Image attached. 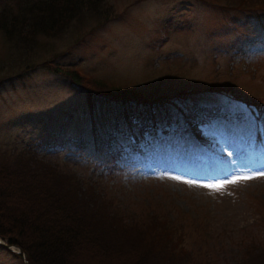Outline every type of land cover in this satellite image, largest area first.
Instances as JSON below:
<instances>
[{"label": "rangeland", "instance_id": "rangeland-1", "mask_svg": "<svg viewBox=\"0 0 264 264\" xmlns=\"http://www.w3.org/2000/svg\"><path fill=\"white\" fill-rule=\"evenodd\" d=\"M254 11H220L205 0H105L35 43L15 45L0 32V81L32 66L0 83V148L33 153L99 183L96 189L122 212L165 211L177 218L187 251L233 263L243 237L264 242V142H257L247 104L203 92L191 101L232 115L200 125L204 142L194 144L164 121L132 148L120 120L117 131L100 135L97 150L85 91L43 61L141 88L151 98L210 84L232 86L242 98H264V8L259 18ZM21 261L0 247V264Z\"/></svg>", "mask_w": 264, "mask_h": 264}, {"label": "trees", "instance_id": "trees-1", "mask_svg": "<svg viewBox=\"0 0 264 264\" xmlns=\"http://www.w3.org/2000/svg\"><path fill=\"white\" fill-rule=\"evenodd\" d=\"M205 1L220 11L253 9L257 18L259 10L264 8V0ZM104 2L0 0V32L6 41L25 46L35 43L41 34L56 36L82 13L98 9ZM239 46L238 50L242 49ZM45 61L54 73L63 74L71 85L85 91V114L91 122L90 131L97 150L100 135L117 131L120 120L130 130L132 148L145 132L150 128L156 130L158 122L164 121L176 123L194 144L204 142L199 125L232 115L221 106L191 101L203 92H218L246 103L257 128L264 127V98H242L232 86L210 84L151 98L141 88L91 79L71 66L61 67ZM31 68L0 83L21 77ZM81 139L78 141L82 142ZM13 152L0 148V240L22 249L29 264H216L200 251L191 253L184 248L180 241L183 232L175 225L177 218H170L165 211L150 208L152 211L143 210L137 215L122 212L96 189L99 183L81 178L72 170L33 153ZM117 156L118 152L111 154L108 160ZM259 211L264 226V210ZM239 243L244 244L241 256L225 264H264V242L243 237ZM0 247L21 260L19 253L2 244Z\"/></svg>", "mask_w": 264, "mask_h": 264}, {"label": "water", "instance_id": "water-1", "mask_svg": "<svg viewBox=\"0 0 264 264\" xmlns=\"http://www.w3.org/2000/svg\"><path fill=\"white\" fill-rule=\"evenodd\" d=\"M0 244H2L4 246H7V248H9V249H12V247H14V246H11V245H8V244L4 243L2 240H0ZM10 246H11V248H10ZM15 248L17 249L16 252H18L21 255V259H23V264H29L28 261L26 259H24V257H23L24 253H23L22 249H19L16 246H15Z\"/></svg>", "mask_w": 264, "mask_h": 264}, {"label": "snow or ice", "instance_id": "snow-or-ice-1", "mask_svg": "<svg viewBox=\"0 0 264 264\" xmlns=\"http://www.w3.org/2000/svg\"><path fill=\"white\" fill-rule=\"evenodd\" d=\"M249 178H251V177H237V180L238 179H249ZM231 182H236V180H233V181H231ZM208 187H216V186H214V185H207Z\"/></svg>", "mask_w": 264, "mask_h": 264}]
</instances>
